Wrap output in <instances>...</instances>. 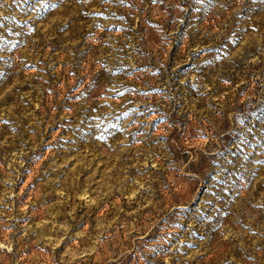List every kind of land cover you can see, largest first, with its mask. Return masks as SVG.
Segmentation results:
<instances>
[{"label":"rangeland","instance_id":"rangeland-1","mask_svg":"<svg viewBox=\"0 0 264 264\" xmlns=\"http://www.w3.org/2000/svg\"><path fill=\"white\" fill-rule=\"evenodd\" d=\"M0 264H264V0H0Z\"/></svg>","mask_w":264,"mask_h":264}]
</instances>
